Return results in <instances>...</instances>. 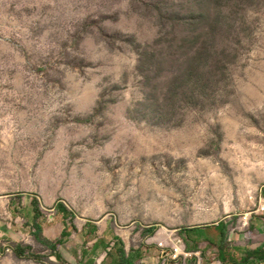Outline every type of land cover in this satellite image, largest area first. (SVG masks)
<instances>
[{
    "label": "rangeland",
    "instance_id": "obj_1",
    "mask_svg": "<svg viewBox=\"0 0 264 264\" xmlns=\"http://www.w3.org/2000/svg\"><path fill=\"white\" fill-rule=\"evenodd\" d=\"M221 247L264 252V0H0V264Z\"/></svg>",
    "mask_w": 264,
    "mask_h": 264
},
{
    "label": "trees",
    "instance_id": "obj_2",
    "mask_svg": "<svg viewBox=\"0 0 264 264\" xmlns=\"http://www.w3.org/2000/svg\"><path fill=\"white\" fill-rule=\"evenodd\" d=\"M59 206V208H57ZM58 209V210H57ZM56 210L59 211V212H62L63 214L66 212V209L61 205V204H57L56 205ZM38 212V211H37ZM154 229H151L150 230V233H153ZM62 236L64 237L65 236V233L62 232ZM124 254V253H123ZM258 254H264L263 251H260V250H257V251H251V252H248L246 254V256L244 257V260L246 262V264L249 263V261L252 259L253 261L255 262H259L262 258L261 256L260 257H257ZM228 259H229V256L227 253H225L223 247H221L220 251H219V261L222 263V264H225L228 262ZM231 262H234V264H237L233 257L232 259H230Z\"/></svg>",
    "mask_w": 264,
    "mask_h": 264
},
{
    "label": "crops",
    "instance_id": "obj_3",
    "mask_svg": "<svg viewBox=\"0 0 264 264\" xmlns=\"http://www.w3.org/2000/svg\"><path fill=\"white\" fill-rule=\"evenodd\" d=\"M221 204H222V203H221ZM222 212H224V211H222ZM61 214H63V213H61ZM192 219H194V220H196V221H202V220L205 219V217H204V216H198V217H194V218H192ZM62 231H63V230H62ZM60 236L63 237V236H62V232H61ZM123 253H124V254H123ZM119 260H120L119 262H120L121 264H133L132 261H131V259H130V256H128V255L126 254V251H125L124 249H122V250L119 251Z\"/></svg>",
    "mask_w": 264,
    "mask_h": 264
},
{
    "label": "built area",
    "instance_id": "obj_4",
    "mask_svg": "<svg viewBox=\"0 0 264 264\" xmlns=\"http://www.w3.org/2000/svg\"><path fill=\"white\" fill-rule=\"evenodd\" d=\"M5 254H6V255H10V254H12V252L10 251L9 248H7V249L5 250Z\"/></svg>",
    "mask_w": 264,
    "mask_h": 264
}]
</instances>
